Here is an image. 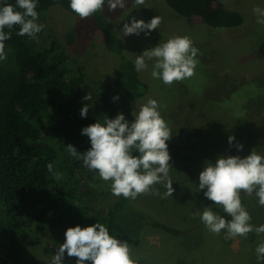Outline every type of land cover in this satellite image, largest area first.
<instances>
[{
	"label": "rangeland",
	"instance_id": "374dc122",
	"mask_svg": "<svg viewBox=\"0 0 264 264\" xmlns=\"http://www.w3.org/2000/svg\"><path fill=\"white\" fill-rule=\"evenodd\" d=\"M219 1L226 8L244 14L240 26L190 27L163 0H145L142 6L127 0L124 9L118 8L114 12L107 10V3L104 5L106 16L122 39L125 56L133 62L143 51L174 36L190 37L193 46L199 50L195 75L171 86L152 77L155 59L146 60L147 67L138 72L148 90L133 102L134 117L149 98L160 105L159 111L172 133L166 143L173 168L169 177L174 192L172 197H164L166 188L157 184L154 188L158 189L159 195L142 194L131 200L138 209L180 230L174 237L159 229L146 228L139 246L130 247L139 264H264V260H257L255 253L264 234L258 236L253 231L250 238L225 239L224 230L214 234L193 215L206 206L223 210L204 196L206 189L198 190V177L205 161L215 163L221 155L243 158L253 148L264 155V57L258 56L256 51L264 39V24H258L252 12L255 6L264 8V0ZM157 15L162 17V23L149 35L141 32L123 36L124 23H131L133 17L148 22ZM37 23L44 24L45 28L36 34V40L42 45L56 42L69 59L76 61L75 67L84 75V96L92 94L91 100L82 99V107L91 105L87 115L101 120L97 88L112 84L117 60L106 51L93 20L90 17L80 19L54 7L40 15ZM69 29L75 32V42L68 48L64 35ZM230 135L235 138L231 145L228 143ZM237 143L243 146L242 150H237ZM110 183L103 181L94 170L91 185L102 208H106L114 197ZM241 202L252 217L250 223L254 226L264 224V207L259 206L255 194L248 196L241 192ZM65 231L57 225L43 231L38 245L19 254L20 264H50L57 247L65 241ZM76 259L65 252L62 264H76ZM85 264H91V261H85Z\"/></svg>",
	"mask_w": 264,
	"mask_h": 264
},
{
	"label": "trees",
	"instance_id": "16d2710c",
	"mask_svg": "<svg viewBox=\"0 0 264 264\" xmlns=\"http://www.w3.org/2000/svg\"><path fill=\"white\" fill-rule=\"evenodd\" d=\"M163 2L190 27L234 28L244 21L243 13L219 0ZM3 3L15 5L16 0H0V6ZM54 7L77 16L69 0H37L36 11L40 16ZM90 18L106 51L117 60L112 84L97 88L100 121L122 113L131 123L133 102L146 94L148 86L125 56L105 7ZM18 31V25L11 30V39L5 42L7 59L0 61V264H20L19 254L38 245L42 232L53 225L66 230L98 221L131 248L139 246L146 228L178 236L179 229L138 209L130 198L114 196L106 208L100 207L91 185L94 170L84 167L66 148L71 144L84 153L91 147L81 130L97 118L80 115L84 75L56 42L42 45L33 37L16 35ZM74 42L75 32L69 29L64 43L69 48ZM256 51L264 57V39ZM114 96L118 99L113 100ZM212 210L231 219L222 209Z\"/></svg>",
	"mask_w": 264,
	"mask_h": 264
},
{
	"label": "clouds",
	"instance_id": "9594fccd",
	"mask_svg": "<svg viewBox=\"0 0 264 264\" xmlns=\"http://www.w3.org/2000/svg\"><path fill=\"white\" fill-rule=\"evenodd\" d=\"M107 10L114 12L124 9L127 0H69L70 9L80 18L87 19L94 13ZM135 5L142 6L145 0H134ZM37 0H16V4L3 3L0 6V61L7 59L5 42L11 39V30L19 26L18 36L35 38L44 28L37 23L39 14L36 11ZM19 9V10H17ZM252 12L258 24H264V8L255 6ZM162 23V17L154 16L150 21L132 18L131 23H124L123 36L130 34L145 36L152 30H157ZM8 29V31H5ZM10 51V50H9ZM199 50L193 46L188 36H174L164 43L143 51L134 60L135 70L142 71L147 67L146 60L155 59L151 75L160 79L165 85L171 86L195 75L199 63ZM91 100L92 94L83 97ZM118 99L114 96L113 100ZM91 105L80 109L81 117H86ZM160 105L155 99L149 98L139 107L135 118L129 123L122 113L103 121L97 119L93 124L83 127L82 135L90 140L91 147L84 153H79L71 144L67 151L76 160H81L83 166L98 172L103 181H111L110 189L114 196H123L135 200L138 195H159L154 186L163 184L166 188L164 197H172L174 189L169 172L171 156L167 141L172 138L171 129L159 111ZM234 136L228 137L231 145ZM237 150H242L241 144H236ZM133 153H136L135 155ZM49 171L52 165H47ZM59 179V174H57ZM198 190H204V196L222 206L223 211L231 217L216 214L211 206H206L193 213L198 216L206 228L220 234L225 231V239L247 237L255 231L259 236L264 234V224L254 226L252 217L242 205L241 192L258 198V204L264 207V155L253 148L249 155L241 158L238 155L218 156L215 163L204 162V168L199 173ZM65 241L57 247L50 264H62L65 252L69 257H76V264H139L134 258L127 241H121L109 234V229L98 221L81 228L80 225L66 229ZM258 261L264 260V240L255 248Z\"/></svg>",
	"mask_w": 264,
	"mask_h": 264
}]
</instances>
